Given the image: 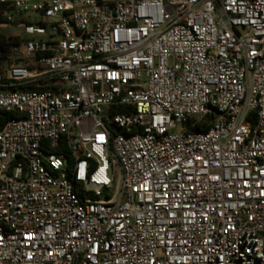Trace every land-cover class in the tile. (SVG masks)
<instances>
[{"label": "built area", "instance_id": "built-area-1", "mask_svg": "<svg viewBox=\"0 0 264 264\" xmlns=\"http://www.w3.org/2000/svg\"><path fill=\"white\" fill-rule=\"evenodd\" d=\"M0 3V264H264V0Z\"/></svg>", "mask_w": 264, "mask_h": 264}, {"label": "trees", "instance_id": "trees-1", "mask_svg": "<svg viewBox=\"0 0 264 264\" xmlns=\"http://www.w3.org/2000/svg\"><path fill=\"white\" fill-rule=\"evenodd\" d=\"M10 12V9L5 5L0 3V26L1 25H15L10 24L6 19V14ZM27 39H23L21 37H12L7 36L5 34L0 33V69H3L4 65L11 61L12 50L14 47L21 45ZM24 90L25 88H21ZM13 117L12 113L2 112L0 114V130L5 126L8 120ZM210 118L205 122H198L195 120H191L188 122L186 126V133H199V132H207L210 128ZM119 131H115L118 133ZM60 150H54L55 153H59ZM68 161L70 162V157L66 156Z\"/></svg>", "mask_w": 264, "mask_h": 264}, {"label": "rangeland", "instance_id": "rangeland-1", "mask_svg": "<svg viewBox=\"0 0 264 264\" xmlns=\"http://www.w3.org/2000/svg\"><path fill=\"white\" fill-rule=\"evenodd\" d=\"M0 33L5 34L7 36H12V37H21L23 39H27L28 36L26 35L24 28L19 25H1L0 26ZM7 66V63L4 65L3 68Z\"/></svg>", "mask_w": 264, "mask_h": 264}]
</instances>
